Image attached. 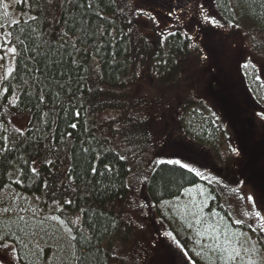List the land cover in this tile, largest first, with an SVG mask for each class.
<instances>
[{"label": "trees", "instance_id": "obj_1", "mask_svg": "<svg viewBox=\"0 0 264 264\" xmlns=\"http://www.w3.org/2000/svg\"><path fill=\"white\" fill-rule=\"evenodd\" d=\"M122 2L16 0L5 12L9 0H0V35L10 32L9 46L17 48L11 74L0 79V194L6 199L0 204L6 210L0 213V236L5 237L0 244L12 248L17 264H117L114 244L130 232L118 205L129 192V164L93 120L108 108L98 101L103 95L93 88L94 73L110 88L123 89L136 62L147 57L161 82L179 81L186 61L191 55L203 56L205 49L216 74L221 62L218 44L210 37L218 33L203 22L205 17L214 16L227 28L264 32V0H170L164 9L162 0H154L143 7V14L136 6L130 16ZM140 18L150 22L149 28L137 27ZM14 20L19 23L13 25ZM246 38L255 41L249 33ZM240 76L252 104L264 107L256 67L245 63ZM187 89L181 95L177 133L207 148L219 136L222 120ZM206 91L245 157L240 176L264 204V155L259 148L253 155L245 139L248 132L263 145L255 120L243 115L240 104L233 108L232 91L218 94L215 86ZM8 116L23 118V129H12ZM182 153L189 157V151ZM169 161L174 162H155L145 183L156 216L196 264H233L226 245L243 236V228L235 225L212 183ZM192 161L205 165L201 159ZM218 168L233 178L227 168ZM54 203L57 209L50 206Z\"/></svg>", "mask_w": 264, "mask_h": 264}, {"label": "rangeland", "instance_id": "obj_2", "mask_svg": "<svg viewBox=\"0 0 264 264\" xmlns=\"http://www.w3.org/2000/svg\"><path fill=\"white\" fill-rule=\"evenodd\" d=\"M153 1L123 0L121 7L126 12L125 15L130 16L136 6L143 9ZM169 1L162 0L164 4ZM15 2L16 0H9L4 11L8 12L7 8H13ZM166 6L169 5L165 4L162 8ZM149 23L146 18L136 20L139 29L149 28ZM216 24L218 35L214 34L210 40L218 44L215 52L221 62L219 73L213 72L211 61L201 59V55H191L192 57L179 71L177 76L179 81L161 82L151 69L147 57L139 58L123 89L110 88L100 81L96 73L93 75V88L98 89L103 95L98 101L100 105L108 107L93 116V120L106 130L116 150L129 164L127 178L129 192L118 205L130 224V232L125 240L114 244L113 252L117 264H182L183 250L177 247L179 244L175 236L168 232L158 219L145 194V183L150 169L155 162L163 159L179 160L198 170L201 177L218 189L221 201L228 209L232 220L244 221L242 224H235L243 228V236L238 237L233 233L232 235L238 238L234 244L229 239L226 245L229 256L235 257L233 264H264V232L258 230L260 221L255 215L259 211L261 217H264V204L247 185L249 182L246 178L240 176L242 173L239 174V165L245 157L236 143V135L229 122L222 116L216 101L213 100L215 104L208 102L211 97L206 95V88L212 90L213 86L218 94H222V89L224 93L228 92L227 94L232 91V96L236 99L233 108L237 109L240 104L243 107V115H250L255 120L256 131L264 138V118L259 115L264 113V107L257 108L252 104L240 76L241 66L250 63L258 70V79L264 85V32L249 28L248 31L244 28H227L219 19H216ZM136 32H133L134 43L139 44V33ZM247 33L255 41L251 43L250 38H246ZM13 65L14 57L0 61V79L13 68ZM186 89L192 92L191 94H196V98L198 96L197 99L222 120L220 125L223 128L219 131V136H216V140L207 148L205 145L201 147L199 144H191L177 133L179 131L177 123L183 117L181 95ZM204 91L206 93H203ZM204 111L209 112L208 109ZM185 120L189 123L194 122L193 118L187 117ZM8 121L14 130H22L25 126L23 118L8 116ZM250 135L247 132L245 139L252 149V154L255 155V150L259 148V153L264 155V143L258 146ZM182 150L189 151V157L201 159L205 165L193 162L191 157H182ZM218 167L227 168L233 178L222 175L223 171L217 170ZM249 196L254 198L255 203L248 201ZM3 201L6 199L0 194V204ZM50 206L57 209L55 203ZM5 212L6 210L0 209L1 214ZM78 218V216L74 218L75 225H78ZM253 228L257 230L253 231ZM180 229L181 226L177 230ZM54 248L56 249V245ZM54 248L48 256L49 262L53 259ZM0 264H17L11 247L0 248ZM183 264H188V261L184 260Z\"/></svg>", "mask_w": 264, "mask_h": 264}, {"label": "snow or ice", "instance_id": "obj_3", "mask_svg": "<svg viewBox=\"0 0 264 264\" xmlns=\"http://www.w3.org/2000/svg\"><path fill=\"white\" fill-rule=\"evenodd\" d=\"M25 2H26V0H25ZM49 3H54V0H49ZM30 7H31V5H30ZM145 11L146 10H144V9H139L140 14H143ZM169 15H172V11L169 12ZM31 18L35 19V17H31ZM203 22L211 23L213 27L217 26L216 18L214 16L205 17ZM12 23H13V25H16L19 23V21L14 20ZM25 23H27V21H25ZM2 27H3V25L0 24V28H2ZM172 34L175 35V33H172ZM187 35L189 38H191V39H193V41H195V37H191L190 32ZM9 36H11L10 32H4L2 34V37H0V61H5L11 57H14L16 52H17V48L9 46V44H10V41L8 39ZM201 51L204 52V55L201 57V59L207 60L209 58V53L205 49H201ZM11 72H12V69H9L8 72L5 74V76L7 77L9 74H11ZM78 115H79V113H77V116ZM259 115H261V117L264 118V113H260ZM72 127H75V125H72ZM169 163H175V164H178L181 168H187L190 173H194L196 176L201 175V173L198 170L192 169L191 167H189L187 164H185L182 161H179V160L174 161V162L169 161ZM247 199H248V201L255 203L254 198L252 196L247 197ZM67 203L70 204L71 201H68ZM245 215H247V214H245ZM255 215H256V218L260 221V226H259L258 230L260 232H264V217H261V213L259 211L256 212ZM249 219H251V218L249 217ZM197 222L199 223L200 221L198 220ZM233 222L235 224H242L244 221L237 219V220H234ZM256 230H257L256 228H253V231H256ZM4 239H5L4 236H0V241H3ZM216 239L218 240V237ZM7 247H8L7 243L0 244V248H7ZM177 247H182V246L177 245ZM237 255H239V254L237 253ZM230 259H235V257H230ZM184 260H187L188 264H196V261L193 260L191 256H189L186 249H183L182 264H183Z\"/></svg>", "mask_w": 264, "mask_h": 264}]
</instances>
